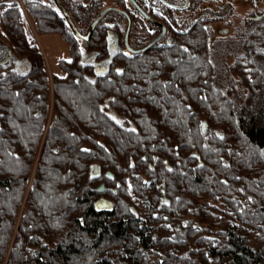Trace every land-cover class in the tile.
Listing matches in <instances>:
<instances>
[{"label": "trees", "instance_id": "obj_1", "mask_svg": "<svg viewBox=\"0 0 264 264\" xmlns=\"http://www.w3.org/2000/svg\"><path fill=\"white\" fill-rule=\"evenodd\" d=\"M25 1L35 31L61 33L72 57L51 72L20 5L0 2V42L14 57L0 64V264H264L254 61L235 64L251 102L238 111L214 84L202 24L99 73L119 13L83 41L57 5ZM60 1L81 31L108 4Z\"/></svg>", "mask_w": 264, "mask_h": 264}, {"label": "flooded vegetation", "instance_id": "obj_2", "mask_svg": "<svg viewBox=\"0 0 264 264\" xmlns=\"http://www.w3.org/2000/svg\"><path fill=\"white\" fill-rule=\"evenodd\" d=\"M1 1L4 0H0V2ZM45 1L51 6L57 5L56 0ZM136 2L157 22L146 18L139 8L130 0H110L102 10L107 6L114 5L129 13L132 21L129 33V44L133 49L144 48L164 32L163 36L149 49L136 53L131 52L127 49L125 41V33L128 23L127 18L119 12L111 11L119 13L123 17V21L121 20L118 22L117 26L116 19L109 20L107 23V25L110 26L108 29L109 56L96 63L97 72H105L114 56L118 54H129L130 56L143 55L156 45L173 43L175 34L186 32L193 26H198L199 24H202L208 30L209 50H211L215 45L213 42L214 39L212 38L213 34L218 33L221 36H226V34L232 32L231 26L234 23L233 18L239 15L240 12L243 13V18L246 19H244L245 26H248V24L256 25V29L253 32L264 30V0H136ZM172 4L179 5V7H173ZM249 6L251 7L250 10H252L251 14L249 9H247ZM111 12H109L101 22ZM87 30L82 32L86 33ZM251 34L253 33H249L247 38L245 37L247 40L246 43H244V46L247 47V51L251 47L254 49L253 42L251 41ZM211 43H213L212 48ZM242 56H248V54H243ZM12 59H14L12 53L8 50L6 45L0 42V62H2L0 64H6Z\"/></svg>", "mask_w": 264, "mask_h": 264}, {"label": "rangeland", "instance_id": "obj_3", "mask_svg": "<svg viewBox=\"0 0 264 264\" xmlns=\"http://www.w3.org/2000/svg\"><path fill=\"white\" fill-rule=\"evenodd\" d=\"M14 1H17V3L20 5V8L22 9V13L24 15V19L30 22V16L27 11L26 1ZM109 2L110 0H106L105 3ZM250 8L251 7L249 6V8L247 9H249L251 14L252 10H250ZM239 15L233 18L234 23L232 26L230 25L232 27V32L226 34V36H221L218 33L213 34L212 38L214 39L213 42L215 45L214 48H212L213 43H211L212 49L208 51L209 58L215 67L216 83L214 84L217 88H220L225 93L227 98L233 100L238 111L242 109L243 105L248 102V99L250 97V90L243 82L240 73L235 67L237 59L243 54H248L250 60L254 61L255 67L259 70L263 80L261 86L256 87L257 90L255 98L253 97V99H251L252 105L256 107L259 106V104H264V43L260 41V43L254 47V49H252L251 47L247 51V47L244 46V43H246L248 34L253 33V31L256 29V25L248 24V26H245L244 22L246 19L243 18V13L240 12ZM29 24L32 29L31 34L36 39L37 43L40 45L43 53L45 54L49 70L51 72L61 73V59H70L72 57L70 45L65 41L61 33H37L31 22ZM262 35H264V30L262 32ZM26 69L27 65L24 64L22 70ZM52 116L53 110L51 108L49 112V121L52 120ZM117 120L120 123H126L125 120L121 117H117Z\"/></svg>", "mask_w": 264, "mask_h": 264}, {"label": "water", "instance_id": "obj_4", "mask_svg": "<svg viewBox=\"0 0 264 264\" xmlns=\"http://www.w3.org/2000/svg\"><path fill=\"white\" fill-rule=\"evenodd\" d=\"M135 6H137L139 8V10L141 11V13L148 19L150 20H154L143 8H141L139 6V4L136 2V0H130ZM57 5L60 9V11L62 12L63 16L65 17V19L67 20L68 24L70 25L72 31L75 33V35L82 40H89L93 31L95 30V28L97 27V25L101 22V20L111 11H116L119 12L123 15L126 16L127 18V28H126V33H125V41H126V46L127 49L131 52H141V51H145L147 49H149L154 43H156L157 41L160 40V38L163 36V33L157 37L153 42H151L149 45L145 46L142 49H133L130 44H129V33H130V29H131V17L129 15V13L118 7V6H114V5H110L105 7L99 14L98 16L94 19V21L91 23V25L89 26L88 30L86 33H83L77 26V24L75 23L73 17L71 16V14L69 13V11L65 8V6L63 5V3L60 0H56ZM173 7H179V5L176 4H172ZM154 22H157L156 20H154ZM165 31V29H164ZM2 63V62H0ZM55 118H57V114L55 115ZM100 174V167L95 164L93 166V175L98 176ZM100 190L104 189V186L102 185L100 188ZM97 206L98 207H110L111 206V201L109 199L106 198H101L98 202H97Z\"/></svg>", "mask_w": 264, "mask_h": 264}, {"label": "snow or ice", "instance_id": "obj_5", "mask_svg": "<svg viewBox=\"0 0 264 264\" xmlns=\"http://www.w3.org/2000/svg\"><path fill=\"white\" fill-rule=\"evenodd\" d=\"M10 6V5H9Z\"/></svg>", "mask_w": 264, "mask_h": 264}]
</instances>
